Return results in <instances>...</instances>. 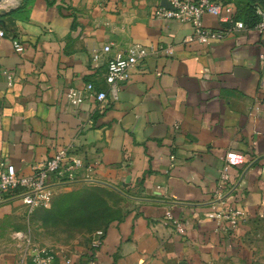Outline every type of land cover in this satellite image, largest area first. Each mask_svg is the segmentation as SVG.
Wrapping results in <instances>:
<instances>
[{
    "label": "crops",
    "instance_id": "obj_1",
    "mask_svg": "<svg viewBox=\"0 0 264 264\" xmlns=\"http://www.w3.org/2000/svg\"><path fill=\"white\" fill-rule=\"evenodd\" d=\"M9 4L0 9L6 32L0 43V162L29 175L66 147L92 167L91 180L56 188L52 202L72 190L117 200L112 219L99 230L95 264H233L243 257L247 223L264 218V32L246 26L208 44L187 40L194 32L190 22L154 15L161 0ZM202 23L222 26L211 14ZM106 43L113 49L138 43L149 55L131 70L117 100L98 103L87 95L72 104L69 87L82 89L88 81L106 87L104 64L94 68L90 61ZM2 70L12 73L11 85ZM228 151L243 161L229 166L222 180ZM228 208L241 218L230 231L219 215ZM36 210L9 195L0 202V222ZM87 254L88 247L79 246L53 264H89ZM22 259L17 249H0V264ZM25 264L34 263L26 257Z\"/></svg>",
    "mask_w": 264,
    "mask_h": 264
},
{
    "label": "built area",
    "instance_id": "obj_2",
    "mask_svg": "<svg viewBox=\"0 0 264 264\" xmlns=\"http://www.w3.org/2000/svg\"><path fill=\"white\" fill-rule=\"evenodd\" d=\"M170 8L160 5L155 8L154 15L161 19H175L180 22H190L194 27V32L187 40H197L202 44H208L213 39L221 38L225 32L235 29L245 28L246 25L235 20V6L231 2L223 0H168ZM204 14L217 16L222 24L219 28H206L202 23ZM256 14L259 16L258 22L254 28L258 32H264V9L256 8ZM6 37V32L0 28V43ZM15 48L21 50V44L14 42ZM149 55L146 46L138 43H130L124 48L113 49L110 43H106L102 48L91 52L90 61L94 68L104 64L102 79L105 88H97L92 81L84 84L82 89L69 87L65 95L69 102L76 105L87 95L94 96L98 103L105 100L115 101L118 99L120 88L125 84L131 75V70L135 65ZM264 61V54L260 55ZM7 84L12 83V73L8 70H2ZM223 167L220 174L222 180L228 179L227 169L229 166L242 163V154L235 151H228L223 157ZM0 202L4 201L9 195L20 198L29 211L37 208H48L51 205L52 198L56 188L66 186L72 182L81 180H91L92 167L85 161L62 147L57 150L52 157L44 160L37 166H33V172L29 175H19L14 165L0 162ZM167 219L170 220L179 233L183 228L179 220L172 218L169 211H166ZM224 222L226 230H234L238 227L239 212L233 208L225 209L219 212ZM102 231H97L92 241L93 254L89 264H95L93 255L100 244ZM26 254H23L21 264H25ZM53 256L48 252L34 255L32 262L34 264H53ZM66 263H70L67 259Z\"/></svg>",
    "mask_w": 264,
    "mask_h": 264
},
{
    "label": "rangeland",
    "instance_id": "obj_3",
    "mask_svg": "<svg viewBox=\"0 0 264 264\" xmlns=\"http://www.w3.org/2000/svg\"><path fill=\"white\" fill-rule=\"evenodd\" d=\"M223 1L244 6L249 0ZM10 2L2 1L0 9L7 8ZM83 193H58L50 208L38 209L20 221L0 222V249H17L32 260L37 253L48 252L55 259L79 246L91 247L97 231L112 219L117 200L94 190ZM242 243L247 252L233 264H264V218L247 223Z\"/></svg>",
    "mask_w": 264,
    "mask_h": 264
},
{
    "label": "trees",
    "instance_id": "obj_4",
    "mask_svg": "<svg viewBox=\"0 0 264 264\" xmlns=\"http://www.w3.org/2000/svg\"><path fill=\"white\" fill-rule=\"evenodd\" d=\"M257 7H261L264 9V0H249L246 2V4L244 6L243 5L242 6H235V9H236L235 17H234L235 20L242 21L246 26L254 27L255 24L259 20V16L256 14V8ZM38 209H40V208H38ZM41 209H46V208H41ZM88 253L89 254H87V255H89L90 258H92L93 248L89 247Z\"/></svg>",
    "mask_w": 264,
    "mask_h": 264
},
{
    "label": "water",
    "instance_id": "obj_5",
    "mask_svg": "<svg viewBox=\"0 0 264 264\" xmlns=\"http://www.w3.org/2000/svg\"><path fill=\"white\" fill-rule=\"evenodd\" d=\"M4 1V0H0V3ZM161 4L167 8H170V4L168 2V0H161ZM182 264V263H181Z\"/></svg>",
    "mask_w": 264,
    "mask_h": 264
}]
</instances>
